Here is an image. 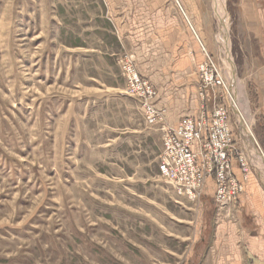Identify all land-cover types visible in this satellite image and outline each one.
Returning a JSON list of instances; mask_svg holds the SVG:
<instances>
[{
  "label": "rangeland",
  "instance_id": "1",
  "mask_svg": "<svg viewBox=\"0 0 264 264\" xmlns=\"http://www.w3.org/2000/svg\"><path fill=\"white\" fill-rule=\"evenodd\" d=\"M223 1L229 38L217 0H0V264H205L204 206L159 170L166 130L180 123L165 105L229 112L231 162L248 179L245 156L264 186V0ZM186 52L194 67L179 70ZM126 61L150 73L156 125L128 91ZM211 61L225 87L205 84ZM231 69L255 144L227 92ZM205 190L235 221L237 202L218 209L216 174Z\"/></svg>",
  "mask_w": 264,
  "mask_h": 264
},
{
  "label": "built area",
  "instance_id": "2",
  "mask_svg": "<svg viewBox=\"0 0 264 264\" xmlns=\"http://www.w3.org/2000/svg\"><path fill=\"white\" fill-rule=\"evenodd\" d=\"M123 69L128 91L140 100L146 122L150 125L158 124L162 113L155 103L156 89L142 78L131 62L126 61ZM200 72L206 85L214 86V76H217L219 81L216 84L225 87V83L220 81L222 76L212 61L211 64L201 65ZM234 147V133L226 110L216 109L209 123L204 115L200 120L183 118L177 127L166 130L159 170L166 180L192 199L197 196L201 198V188L206 176L216 174V200L218 209L221 210L237 202L242 191L232 176L231 154ZM240 163L244 172H249L250 164L248 167L245 156L240 157Z\"/></svg>",
  "mask_w": 264,
  "mask_h": 264
},
{
  "label": "crops",
  "instance_id": "3",
  "mask_svg": "<svg viewBox=\"0 0 264 264\" xmlns=\"http://www.w3.org/2000/svg\"><path fill=\"white\" fill-rule=\"evenodd\" d=\"M246 5L247 15L253 17V5L250 2ZM194 35L197 36L196 39L200 40L196 32ZM188 56L189 54L186 52V59L183 58L178 63L179 70L193 69L194 61ZM192 56L194 58V55ZM141 76L155 87L150 79V73H144ZM207 91L205 93H208ZM159 101L158 93L155 103L161 110ZM182 104H185V101ZM165 107L167 110L165 114L170 125L178 124L183 118L200 120L202 115H205L207 123L211 121L210 109L198 112L187 110L177 116L173 115L171 106L165 105ZM235 161L237 162V160L231 162L232 175L245 187L244 194L239 197L234 206L237 214L235 221L217 216L215 192L205 190L200 198V203L204 206L202 226L208 233L204 240L208 239L210 242V249L204 254L205 264H264V186L252 168L249 170L248 179L244 178L238 162ZM197 261L202 262V259L198 258Z\"/></svg>",
  "mask_w": 264,
  "mask_h": 264
},
{
  "label": "bare ground",
  "instance_id": "4",
  "mask_svg": "<svg viewBox=\"0 0 264 264\" xmlns=\"http://www.w3.org/2000/svg\"><path fill=\"white\" fill-rule=\"evenodd\" d=\"M217 2H218V6H219L217 13H218V16L226 22L225 30H226V35L228 37L229 26L227 23V12H226L225 7H224L225 6L224 1L223 0H217ZM224 40H222V41H224V46L226 48H228V47L230 48L229 43H228L229 39L226 38ZM226 58H227V55H226ZM227 60H228V58H227ZM231 71H232L231 81H232L234 86H233V89L227 87V92L230 95L232 105L236 111L238 118H239V123H241L242 128L244 129V134L246 136V139L249 140L248 144H250V145H251V143L255 144L257 140H256V137L254 135L253 128H252L253 120L250 118L251 108L249 105V101H248L247 97L245 96L244 87L241 85L239 79L236 77V74L233 71V69H231ZM228 78H230V77H228ZM220 81L223 82L222 80H220ZM250 141H252V142H250ZM260 156H261L260 164L264 168V157L262 155H260ZM248 164H249V161H248L247 165Z\"/></svg>",
  "mask_w": 264,
  "mask_h": 264
},
{
  "label": "water",
  "instance_id": "5",
  "mask_svg": "<svg viewBox=\"0 0 264 264\" xmlns=\"http://www.w3.org/2000/svg\"><path fill=\"white\" fill-rule=\"evenodd\" d=\"M255 148H256V147H255ZM256 150H257V152H259L257 148H256Z\"/></svg>",
  "mask_w": 264,
  "mask_h": 264
}]
</instances>
